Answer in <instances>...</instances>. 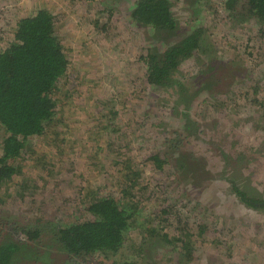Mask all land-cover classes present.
<instances>
[{
	"label": "rangeland",
	"instance_id": "1",
	"mask_svg": "<svg viewBox=\"0 0 264 264\" xmlns=\"http://www.w3.org/2000/svg\"><path fill=\"white\" fill-rule=\"evenodd\" d=\"M136 2L0 0V51L21 18L47 8L70 60L53 126L30 139L16 162L19 176L0 187V222L41 231L36 242L3 231L2 240L23 249L11 264H264V207L250 208L236 194L264 202V22L243 3L233 11L225 0H171L178 27L168 34L135 21ZM197 30L205 43L181 64L178 84L147 82L144 57ZM3 133L0 126V149ZM119 150L144 176L132 193L151 200L127 207L134 220L121 252L73 257L54 230L91 218L92 193L121 198L128 173L117 165ZM32 160L55 169L47 174ZM162 205L172 211L159 218ZM181 225L193 235L191 253L165 244L163 235L177 236Z\"/></svg>",
	"mask_w": 264,
	"mask_h": 264
},
{
	"label": "trees",
	"instance_id": "2",
	"mask_svg": "<svg viewBox=\"0 0 264 264\" xmlns=\"http://www.w3.org/2000/svg\"><path fill=\"white\" fill-rule=\"evenodd\" d=\"M78 1L85 3L95 0ZM225 3L226 8L233 11L243 3L249 15L264 22V0H226ZM132 18L139 24L168 34L175 33L178 27L171 0H137ZM57 24L56 16L47 8H41L34 16L19 20L14 29L13 41L0 51V126L4 132L0 149V187L15 182L23 168L16 166V162L23 158V152L31 138L42 136L53 126L56 115L61 111L58 96L61 91L69 89L70 60L57 34ZM104 29L112 30L111 18L104 23ZM204 39V33L197 30L185 35L182 41L163 54L157 56L151 53L144 57L145 80L156 86L178 84L175 76L181 64L195 55L202 43H205ZM116 117L118 115L112 116L111 119ZM110 122L112 124L109 127L114 131L117 125L114 121ZM117 138L113 139L114 143ZM128 148L126 146L124 149ZM114 154L120 156L117 165L122 174L128 173L127 184L120 187L121 198L109 195L100 197L92 193L86 198L87 212L91 218L57 226L54 230L57 244L63 252L73 257L90 259L99 254L111 258L121 252L125 236L132 226L131 221L134 220L131 210L128 211L127 207L137 208L151 200H141L138 198L141 195L132 193L138 189L140 179L144 178L142 173L133 169L134 161L126 160L121 150ZM152 158L156 167L162 168L164 162L160 157ZM32 161L36 165L35 168L39 164L43 165L42 171L45 170L47 174L55 169L54 165L50 167L45 160ZM236 194L246 206L254 209L260 206L258 199L249 194L238 189ZM170 208L159 206V218L171 212ZM153 222L154 219L149 225ZM0 223V264H11L13 256L22 249L21 242L13 239L2 240L5 229H9L13 236L26 235L28 240L33 242L41 236V231H32L31 228L20 227L13 222ZM183 226H180L177 236L170 238L169 234L165 233L163 238L167 246L191 253L194 247L193 235ZM163 231L167 230L162 228L154 230V233Z\"/></svg>",
	"mask_w": 264,
	"mask_h": 264
},
{
	"label": "flooded vegetation",
	"instance_id": "3",
	"mask_svg": "<svg viewBox=\"0 0 264 264\" xmlns=\"http://www.w3.org/2000/svg\"><path fill=\"white\" fill-rule=\"evenodd\" d=\"M225 2H226V0H225ZM226 4V3H225ZM204 43H202V45H203ZM174 46V45H173ZM171 48H172V46H171ZM170 49V48H169ZM199 50V49H198ZM197 50V51H198ZM240 191V190H239ZM243 192H245V193H247L246 191H243ZM248 194V193H247ZM258 207H264V202H260V206H258Z\"/></svg>",
	"mask_w": 264,
	"mask_h": 264
}]
</instances>
